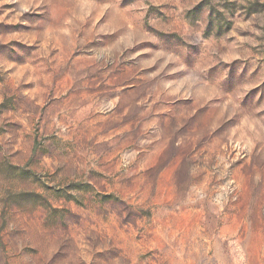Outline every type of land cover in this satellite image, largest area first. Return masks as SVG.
<instances>
[{
  "label": "rangeland",
  "instance_id": "374dc122",
  "mask_svg": "<svg viewBox=\"0 0 264 264\" xmlns=\"http://www.w3.org/2000/svg\"><path fill=\"white\" fill-rule=\"evenodd\" d=\"M0 264H264V0H0Z\"/></svg>",
  "mask_w": 264,
  "mask_h": 264
}]
</instances>
